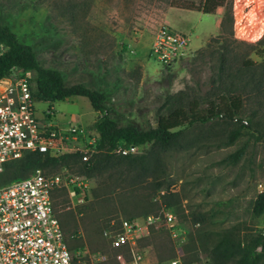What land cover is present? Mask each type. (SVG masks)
<instances>
[{
	"label": "rangeland",
	"instance_id": "obj_1",
	"mask_svg": "<svg viewBox=\"0 0 264 264\" xmlns=\"http://www.w3.org/2000/svg\"><path fill=\"white\" fill-rule=\"evenodd\" d=\"M172 1L0 0V23L34 49L42 66L60 71L65 85L84 84L105 93L106 106L119 126L148 130L156 127L158 114L165 113L178 95L191 97L209 90L208 52L200 53L219 35L224 13V8L214 15L189 13L172 6ZM231 13L228 43L235 53L245 54L246 46L235 41L256 44L263 38L264 0H232ZM167 21L172 31L190 37V51L186 59L163 67L149 49L157 29L167 26ZM249 58L259 61L251 52ZM6 81H0V86ZM263 103L264 99L246 102L241 116L253 118L254 129L236 121H214L187 130L183 149L162 154L169 186L156 193L148 187L131 189L125 184H104L103 178L87 179L75 169L53 171H67L79 184L75 187L82 189L79 194L73 187L53 194L54 212L68 248L72 252L87 248L96 257L106 254L108 261L98 264H113L112 252L102 239L108 221L156 216L167 207L161 198L164 194L176 202L172 207L184 235L181 248L175 250L165 233L151 232L141 243L148 264H167L177 254L194 262H211L219 240L243 242L264 233V213L256 216L252 211L258 185L264 187V138L257 139L254 133L264 126ZM34 108L39 119L51 108L53 123L64 127L72 121L89 134L100 117L82 97L51 105L35 103ZM232 130L241 135L228 143ZM238 151L241 156L233 163L229 157Z\"/></svg>",
	"mask_w": 264,
	"mask_h": 264
},
{
	"label": "trees",
	"instance_id": "obj_2",
	"mask_svg": "<svg viewBox=\"0 0 264 264\" xmlns=\"http://www.w3.org/2000/svg\"><path fill=\"white\" fill-rule=\"evenodd\" d=\"M171 4L180 10L204 15H214L219 8H224V13L219 23V35L212 38L200 53L203 56L208 52L209 60L205 65L209 70V90L203 95L191 97L178 95L175 101L169 103L165 113L158 114L156 127L148 130H141L131 124L119 126L106 106L105 93L84 84L65 85L60 71L42 66L34 49L20 41L8 25L0 23V81L11 76L14 71L28 72L31 94L36 103L51 105L82 97L100 115L92 126L98 153L89 162H82L77 153L59 157L38 152L26 153L22 158L5 165L0 173V187L24 179L28 173L33 174L38 170L52 174L57 169L67 168L75 169L78 175L87 179L103 178L104 184H125L131 189L148 187L156 193L169 186L162 154L183 149L187 141L185 133L190 128L214 121H236L243 128L254 129L257 124L253 118L241 119V116L246 102L264 99V35L256 44L235 41L249 50L245 54L235 53L226 35V28L232 24V0H173ZM219 43V47L213 46ZM250 52L259 61L249 58ZM260 105L264 106V103ZM254 133L257 139L264 138V126ZM240 135L238 130H232L227 136L228 143H233ZM131 146L140 147L141 152L126 156L113 153L118 147ZM240 156L241 152L238 151L229 158L235 163ZM72 190L79 194L82 189L73 187ZM170 197V194L161 196L163 203L175 212L172 205L176 202L170 201ZM252 211L256 216L264 213V194H257ZM211 260L213 264H264V233H257L243 242L231 238L219 240L212 249Z\"/></svg>",
	"mask_w": 264,
	"mask_h": 264
},
{
	"label": "built area",
	"instance_id": "obj_3",
	"mask_svg": "<svg viewBox=\"0 0 264 264\" xmlns=\"http://www.w3.org/2000/svg\"><path fill=\"white\" fill-rule=\"evenodd\" d=\"M189 51L188 35L161 26L155 33L149 54L163 67H169L186 59ZM29 77L28 72L8 77L10 84L0 91V173L6 164L30 152L51 157L77 153L82 162H89L98 153L96 134L87 133L84 127L72 121L64 127L53 123L51 108L39 119ZM140 152V147L131 146L118 147L113 153L126 156ZM76 185H79L76 179L67 171L45 174L38 170L0 187V264H98L108 261L106 254L96 257L87 248L72 252L66 245L54 212L53 194ZM258 194H264L262 185H258ZM153 231L165 233L175 250L181 248L184 229L171 208H162L158 215L141 220H109L102 230V239L112 252L113 264H148L147 252L141 243ZM167 264L213 263L186 262L177 254Z\"/></svg>",
	"mask_w": 264,
	"mask_h": 264
},
{
	"label": "bare ground",
	"instance_id": "obj_4",
	"mask_svg": "<svg viewBox=\"0 0 264 264\" xmlns=\"http://www.w3.org/2000/svg\"><path fill=\"white\" fill-rule=\"evenodd\" d=\"M262 30H263V27H262V29H261V32H260V36L262 35ZM259 36V37H260ZM258 37V36H257ZM10 84V82H9V79H8V81H6L5 83H4V85H2V86H0V91H3L8 85Z\"/></svg>",
	"mask_w": 264,
	"mask_h": 264
},
{
	"label": "crops",
	"instance_id": "obj_5",
	"mask_svg": "<svg viewBox=\"0 0 264 264\" xmlns=\"http://www.w3.org/2000/svg\"><path fill=\"white\" fill-rule=\"evenodd\" d=\"M183 11H185V10H183ZM185 12H189V13H192V11H185ZM218 22V21H217ZM167 26H168V21H167ZM210 35H215V34H210ZM210 35H208V36H206L205 38H204V41L207 39V38H209V36ZM203 44V41H202V43H201V45ZM200 45V46H201ZM151 48V47H150ZM149 52H150V49H149Z\"/></svg>",
	"mask_w": 264,
	"mask_h": 264
}]
</instances>
